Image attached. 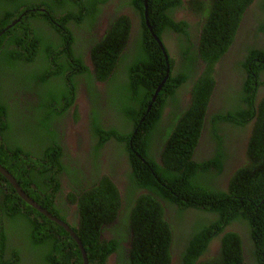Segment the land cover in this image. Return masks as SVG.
I'll return each instance as SVG.
<instances>
[{
  "label": "trees",
  "instance_id": "16d2710c",
  "mask_svg": "<svg viewBox=\"0 0 264 264\" xmlns=\"http://www.w3.org/2000/svg\"><path fill=\"white\" fill-rule=\"evenodd\" d=\"M53 1L0 0V6L4 4L0 17H13L20 10L45 9L32 11L13 26L22 33L10 30L12 43L19 49L13 46L8 58L14 61L19 57L21 64L6 61L9 67L4 69L3 76L7 82L18 84L23 96L12 100L17 98L16 88L2 84L6 81L0 76V165L13 175L28 197L37 203L50 198L53 204L61 181L48 177L59 176L64 170L63 119L67 114L69 120V111L82 92L91 107L89 129L98 140L90 161L98 163V150L109 139L116 141L115 157L130 161L131 179L138 178V186L154 194L139 196L130 207V221L135 226L130 264H172L174 246L180 248L174 264H264V96L260 95L257 110L255 99L258 86L264 83L257 82L264 78V51L250 50L249 59L241 62L239 90L227 97L225 103L229 107L210 120L213 130L225 123L227 128L240 129L242 133L248 131V122L255 120L246 147L247 161L228 176V191L216 188L223 173L224 156L206 160L192 156L215 85L213 67L233 41L242 13L252 0H190L188 4L195 12L206 14L199 40L195 39L198 44L191 41L193 36L188 29L193 28L171 18V13L182 5L181 0H147V20L155 35L179 34L176 55L172 51L168 54L169 76L154 102L151 99L166 75L167 62L145 26L144 0H123L135 8L142 21L134 60L123 67L118 64L131 57L125 50L129 36L125 18L116 17L117 22H113L108 13L104 33L97 36L92 32L100 22L95 20L99 6L110 0ZM57 7L64 9V16L56 13ZM260 7L264 9V1ZM66 21L72 22V27H66ZM256 23L257 31L264 32V21ZM77 39L86 41L88 47L79 55L73 48ZM88 53L91 65L85 63ZM70 57L75 66L70 67ZM201 64L203 68L196 79L194 74ZM189 79L194 82H187ZM186 83L192 84L188 91L191 100L179 109L183 103L179 91L184 90ZM113 116L119 120L117 127L110 124L109 118ZM155 132L166 142L160 163L147 147L148 138ZM212 137L220 147V136L213 131ZM67 173L76 177V170L68 165ZM206 179L213 187L202 185ZM106 180L94 182L81 196L79 206L89 209L80 212L84 218L92 217L96 210L112 215L120 206L117 186L105 184ZM36 191L45 198L41 200ZM189 208L203 211L206 217L188 221L185 212ZM172 209L176 212L175 230L172 220L165 216ZM233 223L242 224L243 232L223 231ZM21 224L31 247L42 249L34 256L36 264L37 258L40 264L51 260L52 264H82L69 234L28 206L0 174V264H17L13 242L18 233L13 229ZM64 240L66 256L60 262V242ZM213 240L219 243V251L208 257ZM83 245L91 252L90 257L100 249L89 237L83 239ZM111 245L119 248L116 241ZM76 256L78 261H72ZM98 258L102 263L104 256Z\"/></svg>",
  "mask_w": 264,
  "mask_h": 264
},
{
  "label": "flooded vegetation",
  "instance_id": "af4514ba",
  "mask_svg": "<svg viewBox=\"0 0 264 264\" xmlns=\"http://www.w3.org/2000/svg\"><path fill=\"white\" fill-rule=\"evenodd\" d=\"M57 1L58 0H54V3H57ZM181 1H182V5L180 7H177L171 13V18L173 19L174 22L184 21L191 28H193V29H188V31H190L191 35L193 36L191 37V41L193 44L195 43L198 44V42H196L195 39L199 40L206 16H203V13L195 12L191 8V5L188 4L190 0H181ZM263 1L264 0H252L251 3L244 9V12L242 13L241 19L239 21L237 33L233 41L228 46L227 50L225 51L219 62H216L215 66L213 67L215 85L212 89L211 97H209V101L207 103V111L203 120L204 126L202 124L203 129L201 130V134L197 140V145L193 150V154H192L194 159H196L199 156L201 160L203 159L206 160L210 157L212 158L219 156H221L222 158V156H224V160H221L223 165V173L219 177V182H218L219 185L217 184L216 188L226 192L229 189V183H230L228 176H232L235 169L242 167L243 164L247 161V153L246 150L245 152H243V148L245 146V140H247L251 135V131L255 124L254 123L255 120L252 119L248 122V126H247L248 131L245 133H242L240 129H232V128L229 129L226 127L225 123L221 124L222 128L216 125L217 130H213L211 129L210 120L212 116L215 115L216 113H219L220 110L229 107V104L225 103L228 102L227 97L231 93H235L236 91L239 90L237 82H241V79L239 78L242 69L241 62H245L246 59H249L250 50L254 49V50L264 51V32L257 31L258 26L256 23V20H260L261 22L264 21V9L260 7V5L263 4ZM3 5L4 4L2 3L0 6V12L2 10ZM99 7H100V13L95 17V20L100 22L96 24L95 30H92V32L97 36L104 33L106 29V25L102 24V22L104 23L107 22L108 13L110 15V19H112L113 22H117L116 17H124L126 20L125 23L129 29L128 30L129 36L127 40L128 44L125 50L129 51L128 52L129 55H131L132 53L134 54V46L136 45V40L138 36L141 34V24H142L140 16L138 15V13L135 12V8L132 5L130 6L129 3L125 4L123 0H110L109 2H106L105 4H102ZM35 10L42 12L45 11L44 8L40 7L37 9H27L25 11L20 10V13H17L13 17L8 16V14H3L0 17V76L3 81H6L1 83L4 85L10 84L9 86L10 88L13 87L16 88L14 92V96L17 98H13L12 100H17L19 99V97L23 96L20 93L18 84H15L14 82L11 83L7 82L8 79L5 76H3L4 69L9 67L6 61L9 63L15 62L14 63L15 65L21 64L19 57L15 58L14 61L8 58L11 51H13L12 49H14L13 46L15 47V50L19 49V46H17L15 42L12 43V39H11L12 32L22 33L23 30L18 31L17 28L14 27L17 24L21 23L22 18H25L26 15L31 14L32 11ZM54 10L59 16H64L65 14V11L62 7L54 8ZM203 17L205 18L203 19ZM147 18L145 17V4H144V19H145L144 23L149 31L152 28V26H150ZM2 22H4L3 26L1 25ZM55 24H57V26L60 27L58 23H54V25ZM68 26L72 27V22L68 24L66 21V27ZM101 27H103V30L102 32H99V29ZM10 30H12V32ZM62 30L64 31L63 28ZM150 34L152 35V33ZM60 35L62 37V34ZM163 36L168 42H171L173 38L178 37L179 34L176 35L175 33H171V34L164 33ZM75 47L79 50L80 53L88 48L86 43L81 39H77L75 43ZM255 60L259 61L258 59ZM69 62H71L70 67L75 66L74 62H72L71 57L69 58ZM129 62H131V60H129L128 62H120L118 65L120 67H123ZM261 62L264 64V60H261ZM85 63L86 65L92 64L89 53L85 59ZM53 64L54 61H52L51 58L50 66H53ZM202 68H203L202 64L196 68L194 74L195 78L196 76L199 75ZM187 82H194V80L189 79L187 80ZM257 82H264V78H261V80H257ZM97 85L100 86L101 84L98 83ZM185 87L186 90L190 92L192 84L188 83ZM260 95L264 96V83H262L257 88L258 97L255 98L256 110L258 109L257 104L261 101ZM180 97L181 95H179V98ZM190 100H191V95L189 102ZM188 105L189 104L185 105V102H183L182 104H180L179 109L186 107ZM90 110H91L90 105H86V109H84L85 120H86L85 125L86 126L88 125V129H89L88 118L90 116ZM109 119L111 120L110 124L112 126L117 127V123H119L118 118L113 116ZM213 131H215L216 134L220 136L219 141L221 143V147H219V145L217 144L218 141L212 137ZM86 135H87V127L85 128V130L83 131L80 137L84 140L87 137ZM109 140L110 141L103 144L101 149L98 150V152H100L101 154L99 156L98 163H92L90 161L91 160L90 157L86 154H83L81 156L80 158L81 163L78 162L77 165L74 168H72L76 170V177L73 175H69L67 172H61L59 176L51 175L48 177V179L50 180L54 179L61 181L60 188L59 190L56 191L53 204H51L50 198H48L47 202H40V203H37L33 198H31V200L35 201L39 207H41L50 215V218H48V220L56 219L59 222L65 223L69 227V229L73 232L74 236L81 242L82 248L86 253L88 264H130L129 252L130 249L132 248L134 235H135V230H134L135 226L130 221L131 208H133L135 201L139 196L147 194V191H144L142 187L138 186V183L140 181L138 178H135L133 180L131 179V174L133 171L131 162L124 158L121 159L115 157V152H117V147H118L116 145L117 142L111 141V139ZM163 142L164 141H162L161 134L156 132L154 135L148 138L147 141L148 149L152 152V156L154 160L158 161L159 163L161 162L159 159L161 157L162 145L166 143ZM34 143H35V138H34ZM97 144L98 141L96 140V145ZM218 151L221 152V155L219 154ZM224 151L230 155L228 159H226L224 155ZM64 157L67 164L66 153ZM41 160L43 163H46L44 159ZM38 166L41 167L40 165ZM223 176L224 178H222ZM102 178H107L108 180H110V181L106 180L105 184L114 183L117 186L118 195L120 196L119 199L120 206H118L117 209L112 212V215L107 214L105 211L99 212L98 210H96L95 215H93L92 217L84 218L80 212L89 209L81 208L79 206L80 198L87 191V189L91 187V185L94 182H98ZM202 185L213 187L212 184H208L206 182L202 183ZM48 193L50 192L48 191ZM37 194H39L40 196L39 198L41 200L45 198L44 194H42L40 191H38ZM57 209L61 210V212L59 211L58 213ZM39 214L41 213L39 212ZM55 214L58 216H56ZM185 214H186L185 216L186 219L190 222H194L197 219H203L206 217V213H204L199 209H194V208L187 209ZM175 215L176 212L173 209L166 211L165 214L168 221L172 220L174 230L177 228V223L174 224V219H173ZM126 218L127 221L123 223L122 220H125ZM51 221L55 222L53 220ZM85 222H88L87 227H85V229H82L84 228L83 224ZM55 224L58 223L55 222ZM19 226H18L19 228L13 229V231H16L18 233L16 234L17 237L14 238V242H13V247L15 249L14 256L17 257V264H36V257L34 256L40 254L42 252V249H38L37 251L36 248L31 247L29 241L27 242V239H25L26 229L24 225L21 224ZM227 228H229L230 232L236 231L242 233L244 230L243 225L240 223H233L229 225ZM66 233L69 234L68 232ZM69 237L76 244V242L70 235ZM87 237H89L92 241L96 242V244L100 248V249H96L95 251L97 252V254L96 255L92 254L91 257L89 256L91 252L89 251L87 252L83 245V239ZM94 238H96L97 241L94 240ZM174 238L177 239L178 235L175 236ZM112 241H116L117 245H119V248L117 246H112V245L110 246V242ZM215 241L216 240H213L209 245L210 249L215 244ZM60 244H61L60 255L58 256V258L60 262H62L66 256L64 250L65 240L60 242ZM77 248L80 252L81 259L83 260V256L81 254L82 251L78 246ZM179 251L180 248L174 246L172 252L174 255L172 264L176 262L175 259L178 258L177 255ZM63 253L65 254L63 255ZM217 253L215 255H217ZM8 254L9 251H7V255ZM99 256H104V260L102 263H99L100 262V258H98ZM209 256H211L210 252H208V257ZM38 259L39 258H37L38 264H40ZM75 260L78 261L77 256L76 258L72 259V261ZM82 260L79 261L81 262ZM52 262L53 260H51L49 263L47 262V264H52Z\"/></svg>",
  "mask_w": 264,
  "mask_h": 264
},
{
  "label": "rangeland",
  "instance_id": "374dc122",
  "mask_svg": "<svg viewBox=\"0 0 264 264\" xmlns=\"http://www.w3.org/2000/svg\"><path fill=\"white\" fill-rule=\"evenodd\" d=\"M53 3H54V1H53ZM204 15L206 16V14H204ZM99 32H101V28L99 29ZM168 45H169L173 55H176L177 40L175 38H173V40L171 42H169ZM166 47H167V45H166ZM167 49H168V47H167ZM168 51H169V49H168ZM132 55H133V57H132ZM130 60L131 61L134 60V54L133 53L131 54ZM186 69L188 70V68H186ZM185 89H186V87L184 88V93H187L188 91H186ZM83 98L84 97H83L82 93H80L78 96V101H77L76 107H75L76 113L73 111L69 113L70 117H69L68 123L63 121L65 127H64V130L62 132V145H64L66 147L67 153L72 155V156H78L79 154H81L83 152L77 146L79 137L82 135L83 131L87 127L85 125L86 120H85V112H84V109H86V105H85ZM186 98L189 101V93L187 94ZM76 115H77V118L75 117ZM86 139H87V145H90L89 138L86 137ZM248 139L245 140V146L243 148V152H245V150H246V144L248 143L247 142ZM87 152H88V149H86L83 153H87ZM205 182L208 184H212L211 181L208 179H206ZM126 221H127V218L125 220H122L123 223H125ZM211 250H212L211 256L215 255L219 250V243H215L212 246ZM245 250H248V248Z\"/></svg>",
  "mask_w": 264,
  "mask_h": 264
},
{
  "label": "clouds",
  "instance_id": "9594fccd",
  "mask_svg": "<svg viewBox=\"0 0 264 264\" xmlns=\"http://www.w3.org/2000/svg\"><path fill=\"white\" fill-rule=\"evenodd\" d=\"M102 22V21H101ZM102 24H104V22H102ZM105 25V24H104ZM152 29V28H151ZM102 30H103V27H101V32H102ZM150 31V30H149ZM151 33H152V37L154 38V40H155V37H158L159 39H160V41L163 43V45H164V47H165V50H166V52H167V55L169 54V52H171V49H170V47H169V45H168V41L165 39V37L163 36V35H160V37L159 36H157V35H155V33L153 32V30L152 31H150ZM176 40H178L177 39V37H174ZM77 41V40H76ZM156 41V40H155ZM85 43H86V41H84ZM76 43V42H75ZM75 43L73 44V48H74V52H75V54L76 55H79L80 54V52H79V50L75 47ZM156 43H157V41H156ZM158 44V43H157ZM166 45H167V47H168V49H169V51H168V49H167V47H166ZM158 46H159V44H158ZM159 48H160V46H159ZM160 50H161V48H160ZM161 52H162V50H161ZM162 55L164 56V54L162 53ZM165 57V56H164ZM167 62V68L169 67V64H168V60L166 61ZM167 71V70H166ZM169 73H170V68H169ZM166 76V75H165ZM169 76V75H168ZM165 78V77H164ZM167 80V79H166ZM160 85V84H159ZM164 85V84H163ZM101 86V85H100ZM157 89V88H156ZM187 91V90H186ZM187 94H188V92L187 93H184V90H183V88H182V91H179V95H181V99L183 100V102H188V100H187ZM157 98V97H156ZM189 99H190V95H189ZM83 100H84V98H83ZM77 101H78V98H77V100H76V102H75V105L70 109V111H69V113L70 112H75L76 113V104H77ZM152 101V100H151ZM84 102H85V105H87V103H86V101L84 100ZM186 105V104H185ZM143 120V119H142ZM63 121H65L66 123H68V120H67V114L65 115V118L63 119ZM88 126V125H87ZM88 138H89V141H90V145H87V139H82L81 137H79V139H78V144H77V146H78V148L79 149H81L83 152L86 150V149H88V152L87 153H81V154H79L78 156H72V155H70V154H68L67 153V149H66V147L64 146V145H62V140H61V146H62V150H63V156H62V159H63V164H64V170L62 171V172H67V165L68 166H70V168L72 169V168H74L76 165H77V163L78 162H80V158H81V156L83 155V154H86V155H88L89 157H91V155L92 154H94L95 153V151H94V148H95V146H96V140L97 139H95L94 137H93V135H92V130H89L88 128H87V135H86ZM249 140V139H248ZM98 141V140H97ZM110 141V140H109ZM111 141H113V140H111ZM108 142V141H107ZM164 143V142H163ZM166 144V143H165ZM248 144V143H247ZM164 145V144H163ZM163 145H162V148H161V152L163 151ZM221 147V146H220ZM65 153H66V155H67V164H66V161H65ZM224 155H225V157H230V155L227 153V152H225L224 151ZM160 160V159H159ZM81 163V162H80ZM82 165V164H81ZM13 176V175H12ZM19 185V184H18ZM144 191H147V194H151V195H153L154 196V194H152V193H150V192H153V191H151V190H144ZM226 192V191H225ZM27 195V194H26ZM30 198V197H29ZM31 199V198H30ZM29 206V205H28ZM31 207V206H30ZM32 208V207H31ZM45 216V215H44ZM46 218H48L47 216H45ZM229 226V225H228ZM227 226V227H228ZM224 228V230L223 231H225V232H230L229 231V228ZM218 237H220V236H218ZM244 247L245 248H247L248 246L244 243ZM219 251V250H218ZM210 254H211V249H210ZM215 255H212L211 257H214Z\"/></svg>",
  "mask_w": 264,
  "mask_h": 264
},
{
  "label": "water",
  "instance_id": "95a60500",
  "mask_svg": "<svg viewBox=\"0 0 264 264\" xmlns=\"http://www.w3.org/2000/svg\"><path fill=\"white\" fill-rule=\"evenodd\" d=\"M144 4H145V17L147 18V0H144ZM150 31H152V29H150ZM155 40L157 41V43L159 44L162 53L165 56L166 61L168 60V55L167 52L165 50V47L163 45V43L160 41V39L158 37H155ZM169 75V67L167 68L166 71V76L163 79V81L161 82V84L157 87V89L155 90L153 96H152V102H154L156 100V97L158 95V93L160 92L163 84L165 83L166 79L168 78ZM149 107H148V111H149ZM0 174L8 181V183L12 186V188L14 189V191L16 192V194L29 206H31L33 209L37 210L38 212H40L41 214L47 216L48 218H50V215L43 210L41 207H39L37 205V203L33 200H31L21 189V187L18 185L16 179L12 176V174H10L6 169H4L1 165H0ZM53 221H55L56 223H58L66 232L69 233V235L74 239V241L76 242L77 246L80 248V250L82 251L81 254L83 256V264H88L87 262V258H86V253L82 248L81 242L74 236L73 232L69 229V227L63 223V222H59L56 219H51ZM1 232V230H0ZM1 239V236H0Z\"/></svg>",
  "mask_w": 264,
  "mask_h": 264
}]
</instances>
